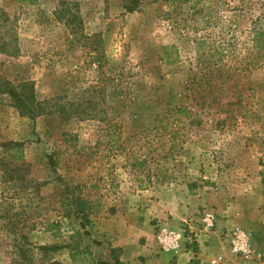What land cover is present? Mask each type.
<instances>
[{
    "label": "rangeland",
    "instance_id": "obj_1",
    "mask_svg": "<svg viewBox=\"0 0 264 264\" xmlns=\"http://www.w3.org/2000/svg\"><path fill=\"white\" fill-rule=\"evenodd\" d=\"M124 3L0 0L16 20L21 49L0 53V79L28 77L40 100L94 113L32 119L0 93V142H23L25 151L22 179L3 182L0 171V197L30 198L22 218L37 226L29 239L60 246L35 249L34 264H73V247L99 260L92 249L104 223L111 228L142 195L146 208L177 197L205 201L187 221L213 211L217 223H228L224 231L246 230L264 257V47L255 43L264 0H145L135 12ZM164 46L176 49L173 64ZM178 106L192 117L168 114ZM73 194L88 201V223L65 217L62 199ZM160 221L153 220L155 232ZM52 222L60 227L49 230ZM9 251L0 230V264H12Z\"/></svg>",
    "mask_w": 264,
    "mask_h": 264
},
{
    "label": "trees",
    "instance_id": "obj_2",
    "mask_svg": "<svg viewBox=\"0 0 264 264\" xmlns=\"http://www.w3.org/2000/svg\"><path fill=\"white\" fill-rule=\"evenodd\" d=\"M31 4L36 3L38 0H21ZM145 0H125L124 8L127 12L138 11ZM171 2L176 0H162ZM183 2H190L192 0H177ZM66 21H82L78 15H71L66 17ZM15 19L12 18L8 12L0 6V53L8 56H17L21 52L19 45V38L16 29ZM255 43L264 47V27H261L255 33ZM165 57L163 59L166 63L173 64L179 59L174 46H164L163 48ZM176 57H173V56ZM100 60V59H97ZM0 93L9 97L11 104L20 112L21 115H26L32 119L43 115L58 114L63 121H68L72 117L80 116L82 119L89 118L94 113L85 111L87 108L82 109L80 104H63L51 103L50 100H40L38 98L35 83L28 77L20 79L18 82L10 81L8 79H0ZM168 114L177 119V117L191 118L192 111L186 106L170 107L167 110ZM94 116V115H93ZM112 126V125H111ZM0 171H2L3 182H13L23 178L22 167L25 161L24 143L20 141H6L0 142ZM141 165L146 162L145 159L135 157L134 159ZM51 164L56 165L55 160L51 159ZM44 184V183H43ZM41 184H36V189H39ZM28 203H16L14 200L2 195L0 197V230L8 234L9 245L11 251L9 254L12 257V264H34L35 256L34 251L38 249L43 253L48 254L51 251H57L59 245H34L29 239L28 232L33 231L37 226L36 222L27 223L28 217L24 219L28 213L27 208L32 207L30 198H27ZM65 217L81 216L83 224L88 223V209L89 203L86 199L81 198L79 195H67L62 199ZM48 229L60 227L59 223H48ZM29 230V231H28ZM34 252V253H33ZM121 249L111 248V261L99 259L96 260L93 253L88 247H73L71 248L70 258L73 264H125L121 259ZM46 264H66L64 262L51 259Z\"/></svg>",
    "mask_w": 264,
    "mask_h": 264
},
{
    "label": "crops",
    "instance_id": "obj_3",
    "mask_svg": "<svg viewBox=\"0 0 264 264\" xmlns=\"http://www.w3.org/2000/svg\"><path fill=\"white\" fill-rule=\"evenodd\" d=\"M144 198L142 195L141 199H134L142 202L136 208L133 203L134 208L131 206L126 210H119L117 216L111 219V228L104 223L100 232L101 244L92 249L97 254V259L112 262L111 248H119L120 259L125 264H211L219 255L224 257L220 264H254L250 259L231 253L221 235L229 225L222 220L218 221L216 228L208 236L200 237L199 244L187 246L183 241L178 252L162 251L156 240L153 220L159 218L170 228L180 230L184 221L206 202L194 196H189L187 200L185 197H177L152 203L150 208H146L147 204H143Z\"/></svg>",
    "mask_w": 264,
    "mask_h": 264
},
{
    "label": "built area",
    "instance_id": "obj_4",
    "mask_svg": "<svg viewBox=\"0 0 264 264\" xmlns=\"http://www.w3.org/2000/svg\"><path fill=\"white\" fill-rule=\"evenodd\" d=\"M197 222V224L195 223ZM217 217L213 211H203L199 213L198 220L184 221L180 230L170 228L166 223L160 221L156 224V240L162 251L178 252L182 248V243L193 246L200 243V237L208 236L216 228ZM223 242L234 255L250 259L254 264H264L263 255L254 247L250 234L240 228L235 227L229 231L222 232ZM224 257L219 255L211 264H220Z\"/></svg>",
    "mask_w": 264,
    "mask_h": 264
}]
</instances>
